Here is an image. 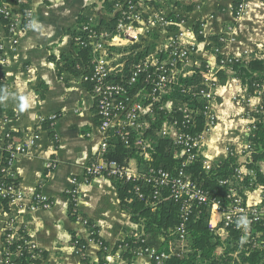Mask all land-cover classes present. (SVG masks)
<instances>
[{"label": "crops", "instance_id": "crops-1", "mask_svg": "<svg viewBox=\"0 0 264 264\" xmlns=\"http://www.w3.org/2000/svg\"><path fill=\"white\" fill-rule=\"evenodd\" d=\"M99 1L30 0L32 25L15 47L6 43L5 61L0 63V75L6 83L0 92L1 133L12 131L33 142L12 171L26 192V204L32 203L35 193L43 194L52 203L47 208L24 211L11 206L1 218L6 221L16 217L44 254L39 264H84L74 253L73 232L87 240L89 262L97 263L103 258L109 264H122L117 242L141 230L120 205L110 178L85 176V168L95 159L103 134L89 87L59 62L62 54L76 56L70 30L77 26L78 16L88 7L94 17L98 10L105 13L102 0ZM194 1L198 5L192 10L182 5L174 11L186 17L179 26L192 32L186 41L197 46L189 68L195 61H206L211 68L207 84L216 79L210 88L212 96L206 114L207 121L213 117L214 123L202 133L201 157L212 164L223 161L232 151L241 162L245 160L248 137L263 116L262 99L248 93L247 82L229 66H220L217 57H235L246 63L264 59V0H247V9L240 18L235 16V0ZM95 2H99L98 6ZM195 22L201 24V40L194 32ZM48 162L55 164L51 170L46 167ZM259 165L264 172V160ZM73 178L78 180L79 190L76 209L95 224L97 235L106 243L105 252L99 242L88 238L87 227L68 214L67 190L73 186ZM245 195L251 205L261 198L257 188L248 189ZM145 241L149 249L163 250L161 233H149ZM136 260L152 262L148 254Z\"/></svg>", "mask_w": 264, "mask_h": 264}, {"label": "built area", "instance_id": "built-area-1", "mask_svg": "<svg viewBox=\"0 0 264 264\" xmlns=\"http://www.w3.org/2000/svg\"><path fill=\"white\" fill-rule=\"evenodd\" d=\"M141 1L142 0H119L114 4V11L112 14H116L113 16L116 17V25L112 38L108 39L109 32L104 28L100 29L98 32L92 28V26L96 24L92 16H89L87 21L79 28V30L87 33L84 39H81V35L74 37L75 41L79 44L89 48V72L81 75L80 79L90 85L88 87L94 97L95 114L99 128L103 134L100 149L95 159L86 166L85 176H113L126 181H141L143 184L152 188L150 203L154 207L156 206L155 200L158 199L161 194V189L164 187L170 189V196L175 198L184 197L185 201H183L179 209L182 220L179 225L175 227L173 232L170 233L171 235L177 234L178 238L176 241L184 242L187 233L186 225L188 214L190 213L191 200L193 199L197 200L199 203L208 205L211 230L222 239L228 235L227 227L230 225H233L236 229H241L243 233L249 235L252 233L251 228L253 224L259 221H263L264 223V185L258 182L253 183V177L250 179L248 187L260 190L261 198L255 205L249 204L246 200L245 192L247 190L242 189L241 193L237 186H234L235 184L231 179L219 181L220 184L229 187L227 196L224 199H213L209 194L203 192L190 179V176L185 171V165L189 163L192 158L201 157L202 133L213 122V117H208V121L206 119V114L209 110V102L212 96L210 88L215 84L216 80L210 81L207 84L211 72L208 62V71L202 81L203 89L199 91V94L207 102L205 125L202 132L198 136H193L186 130H173L170 123L174 122L177 125L173 115L168 116L169 121H162L157 131L158 135L161 137L172 138L174 145L178 148L175 156L183 159L180 167L174 172L154 168L140 170L136 164L135 158H131L125 164L103 159V153L108 148L109 140L112 136L120 137L121 141L127 147L138 149L139 155L144 159L151 158L152 140L146 134V130L150 126V119L154 120L155 112L151 102L158 98L161 100L170 90L171 86L177 82L180 75L190 72H188V69L191 61L194 60L197 50V46L194 42L186 41V38L190 37L192 32L188 29H182L181 26H179L182 22L181 20L179 22H171L173 25L165 23L164 26L172 29L173 32L178 29L179 33L171 37L169 46L160 49V53L163 54V56H160L161 54L148 55L146 58H144V56L140 57L135 62H129V59L134 58L137 54L136 52L131 50L129 52L124 50L115 52L113 50L115 46H124L130 43L128 41L123 42L124 38L127 37L129 40H133L131 36H127V33H125L127 25L126 19H129L131 14H133V17L137 15ZM154 1L161 2L162 0ZM235 2V16L240 18L247 9V0H235ZM169 11L170 9H166L165 13L168 14ZM0 18L5 20L0 22V63H3L5 61L6 43H9L11 47H15L21 36L27 32L32 25L33 10L30 5V0H0ZM110 19L111 18H109V20ZM172 26H174V28H171ZM135 43L136 42H134V45ZM139 44L143 47L141 43ZM218 51L219 49L217 48L216 52ZM165 55L166 57H164ZM163 57L166 59H161ZM231 58L232 57L223 58L218 55V64L228 67L229 65L227 63L231 61ZM185 64H188L187 71L180 68V66L184 67ZM127 69H130V74H125V70ZM141 73H144V75L141 81H139L138 77ZM5 84L6 83H4L0 75V92H2ZM146 84H149V86ZM254 94H257L262 99L261 111L262 114H264V82L256 84ZM162 103L163 105L157 107L164 110L165 113L173 112L171 101L167 100ZM177 110L180 111V113L182 112L183 124H194L193 120H191L192 109H188L186 106H179ZM2 129L3 127H0V160L5 158L6 162L1 169L0 197L7 199V210L2 206L0 207V264H16L15 258L24 251L27 252L30 259L33 260L30 264H39L44 254L39 249L38 245L22 229L15 219L16 217H8L6 221H3L1 214L9 213L11 206L24 211L34 210L38 207L47 208L50 207L52 203L43 194L35 193L32 203L26 204L28 197L26 192L20 187L19 181L17 184H14L13 182H5L2 180L8 175L15 176L12 171V166L21 156L27 153V150L33 143L31 138L29 140L12 131H3V133H1ZM250 149L251 143L248 137L244 153L245 160L238 162V166L235 169V178L239 180L244 176L253 174V171L247 166ZM4 154L6 155L4 156ZM54 165L53 162L46 163L48 170L54 168ZM211 165V163L202 158V166L204 169H209ZM71 182L73 186L67 190V197L68 199L71 197L76 204L79 192L77 188L78 180L73 178ZM134 195L138 198H144V193L141 191L140 186L135 187ZM134 195H131L128 200H133ZM75 220L87 227V236L93 239L91 237L92 231L89 230L88 219L78 214ZM172 241L173 240L169 239L166 249L162 251H155L154 249L146 247L143 252L133 257L132 264H137V257L143 254H148L152 260L160 263L164 258L168 257L169 254L176 251L172 248ZM240 241L242 240L240 239ZM247 242L250 244V247H264V231H255L247 238ZM11 245H13V247L10 248ZM72 245L74 253L77 256L80 258L87 256V240L75 235ZM123 248L124 246L119 245V249L123 250ZM236 254L237 252L234 253V255ZM89 263L99 264V262ZM122 264H125L124 260H122Z\"/></svg>", "mask_w": 264, "mask_h": 264}, {"label": "trees", "instance_id": "trees-1", "mask_svg": "<svg viewBox=\"0 0 264 264\" xmlns=\"http://www.w3.org/2000/svg\"><path fill=\"white\" fill-rule=\"evenodd\" d=\"M117 1L119 0H102L101 5L103 11L110 14L113 5ZM175 1L176 0H174V2ZM188 1H190V3L186 8L189 11L198 5L194 0ZM89 9V7L86 8L83 14L81 13L78 16L77 26L71 28L70 31L73 37L81 35V39H84L87 35L85 31H81L79 28L87 21L89 15L92 14V10ZM168 18L176 22L186 19L185 16L175 12H170ZM2 21L5 20L0 18V22ZM109 24L116 25V17L111 18L108 22L101 18L92 28L98 32L100 29L109 26ZM193 29L197 39L201 40L203 38L200 33L201 24L195 22ZM213 38H215V36ZM75 51L76 56L62 54L59 62H61L66 71L81 76L89 72L90 52L87 46L81 45L77 41H75ZM131 60L135 62L138 58H132ZM227 64L236 72V75L241 78L242 81L247 82L248 93L250 94L255 92L256 84L264 82V59H254L246 63L239 58L232 57L231 61ZM207 71L208 65L206 61L195 62V64L188 69L189 73L179 76L177 82L173 84L170 90L163 96V102L167 100L171 101L173 118L180 126V129L190 132L193 136H198L205 125L207 102L199 94V91L203 89L202 81ZM144 73L139 75V81H141ZM125 74H130V69L125 70ZM219 74L221 78L224 76L222 72ZM83 83L87 87L90 86L85 82ZM146 85L149 86V84ZM184 101H187V104L193 108L191 120H193L194 124L182 123V114L177 108L179 104H183ZM157 106L158 105L155 104L153 107L155 113L159 109ZM148 129V131L146 130V134L152 140L150 159H144L140 156L138 149L127 147L118 136H112L110 138L108 148L103 153V159L125 164L131 158H135L136 164L140 170L154 168L174 172L181 166L183 159L175 156L177 147L174 145L172 138L158 135L159 123L154 120L150 119V126ZM249 140L251 149L247 166L253 171L252 175L244 176L241 180L235 178V169L238 166V160L235 154L231 152L223 161L212 163L211 167L207 170L202 166V157H194L185 165V171L190 176V179L213 199H224L228 194L229 187L220 184V180L231 179L235 184L234 186H237L240 192L245 186L250 184V179L252 177L253 183L258 182L264 185V172L261 171L259 165V162L264 160V114L253 128ZM5 155L6 154H4V156ZM5 162V158L0 160V175L2 174L1 169ZM108 178H110L111 183L117 190L120 205L129 212L131 220L139 223L141 226V230L134 231L116 244V247L119 245L124 246L123 250L120 252V257L124 260L125 264H132L133 257L145 250L147 247L145 238L149 233L155 231L161 233V235L165 237V245H167L166 242L169 239L174 240L178 238L177 234L171 235L170 233L173 232L175 227H177L182 220L179 209L183 201H185L184 197H172L170 196V189L164 187L161 189V194L158 199L155 200L156 206L154 207L150 203L152 194V188L150 186L143 184L141 181H126L113 176ZM2 180L5 182H13L14 184L18 183L16 175H8ZM136 186H140L141 191L144 193V198H138L134 195ZM131 195H134V198L129 201L128 198L131 197ZM68 200V214L71 219L75 220L80 213L76 209L75 201L71 197H69ZM1 206L7 210L6 198L0 197V207ZM88 223L89 230L92 231L91 237L99 242L102 246L101 250L105 252L106 243L97 235V227L90 219H88ZM186 228L187 233L184 238V245H182L184 248L182 250L177 249L160 263L152 260L151 264H264V247H250V244L247 242V238L255 231H264L263 221L253 224L251 228L252 233L249 235L243 233L241 229H236L233 225H230L227 227L228 235L222 239L211 230L208 205L199 203L197 200L193 199L191 200ZM72 234L74 237V232ZM240 239L242 241H240ZM11 247H13V245H11L10 248ZM235 252H237L236 255H234ZM81 260L84 264H91L87 256L82 257ZM32 261L29 254L25 251L15 258L16 264H30ZM99 264L109 263L103 258H100Z\"/></svg>", "mask_w": 264, "mask_h": 264}, {"label": "rangeland", "instance_id": "rangeland-1", "mask_svg": "<svg viewBox=\"0 0 264 264\" xmlns=\"http://www.w3.org/2000/svg\"><path fill=\"white\" fill-rule=\"evenodd\" d=\"M117 2H115V3H117ZM98 3L95 2L94 5L98 6ZM189 3H190V1H188V0H176L175 2H174V0H162L161 2H156L154 0H142L141 5H140V9L138 10L139 12L137 13V15H135L133 17V14H131L130 18L126 19L127 25H126L125 33H127V36H131V38L133 40H129L126 37L123 39V42L128 41L130 43L126 44L124 46H115L113 48V50L115 52L123 51V50L126 52H129L131 50V51L137 53L134 56V58H136V59L137 58L139 59L140 57H144V56H145L144 58H146V57H148V55L149 56L156 55V54L160 55L161 54L160 49H164L165 47L169 46V43L171 41V37H173V35L175 36L176 34L179 33L178 29L173 32L172 29L168 28L167 26H164L165 23H167L168 25H173V24H171V22H176V21L170 20L168 18V14L170 12L178 13V12H176L177 10L176 11H174V10L177 8L181 9L182 5L187 6ZM92 8H94V7H92ZM166 9H170L168 14L165 13ZM102 10H103V8H102ZM113 11H114V5H113L112 12H110V14L109 13H101L100 10H98L95 12L96 17H94L93 15H91V16L94 17V19L96 21L95 23H97L99 21V19H101V18H103V19L104 18H106V19L112 18L114 15H116L115 13L112 14ZM178 11L181 12L180 10H178ZM178 14H180V13H178ZM114 27H115V25L109 24V26L104 28L105 30H107L109 32L108 39L113 37ZM134 42H136L135 45H134ZM139 43H141L143 45V47ZM139 48H140V50H139ZM160 56H163V54H161ZM164 57H166V55ZM164 57L161 59H166ZM129 58H130V56H129ZM126 60H127V58H126ZM131 61L132 60L129 59V62H131ZM179 63H180V61H179ZM187 65L188 64H185V66L183 65L184 67L180 66V68H183L187 71V67H188ZM162 102H163V98H161V100H160V98H158L157 100L152 101L151 105L153 107L155 104H157L158 106L163 105ZM179 106H186L188 109H193L187 104V101H184L183 104H179ZM181 114H182V112H181ZM172 115H173L172 112L165 113L164 110H161L159 108L158 111L156 113H154V121L159 123V128H160L162 121L168 120V118H169L168 116H172ZM213 123H214V121L211 123V125H213ZM170 126L173 128V130H180V126L178 124L176 125V123H174V122H171ZM177 151H178V148H177ZM240 187H241V184H240ZM250 188L251 187L245 186L243 189L248 190ZM209 218H210V213H209ZM172 242H173V246H172L173 249L177 250V249H183L184 248V247H182V245H184V242L176 241V239H174ZM166 247H167V245H165V237H164L162 249L164 250V249H166ZM114 264H117V262H115Z\"/></svg>", "mask_w": 264, "mask_h": 264}]
</instances>
